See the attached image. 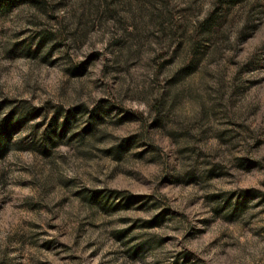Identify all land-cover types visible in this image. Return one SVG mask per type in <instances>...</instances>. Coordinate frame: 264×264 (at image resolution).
<instances>
[{
	"label": "rangeland",
	"instance_id": "1",
	"mask_svg": "<svg viewBox=\"0 0 264 264\" xmlns=\"http://www.w3.org/2000/svg\"><path fill=\"white\" fill-rule=\"evenodd\" d=\"M0 264H264V0L0 5Z\"/></svg>",
	"mask_w": 264,
	"mask_h": 264
},
{
	"label": "trees",
	"instance_id": "2",
	"mask_svg": "<svg viewBox=\"0 0 264 264\" xmlns=\"http://www.w3.org/2000/svg\"><path fill=\"white\" fill-rule=\"evenodd\" d=\"M17 0H0V5H11ZM225 8H227V5H224ZM221 18L222 15H215L214 12H212L203 23L205 27H208V29L213 30L214 28H217L221 24Z\"/></svg>",
	"mask_w": 264,
	"mask_h": 264
}]
</instances>
